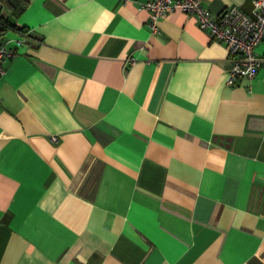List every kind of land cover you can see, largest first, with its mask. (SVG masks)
Returning a JSON list of instances; mask_svg holds the SVG:
<instances>
[{
	"label": "crops",
	"instance_id": "1",
	"mask_svg": "<svg viewBox=\"0 0 264 264\" xmlns=\"http://www.w3.org/2000/svg\"><path fill=\"white\" fill-rule=\"evenodd\" d=\"M144 1L28 0L0 35H26L0 77V264H264V67L228 84L225 42L181 9L153 32Z\"/></svg>",
	"mask_w": 264,
	"mask_h": 264
},
{
	"label": "built area",
	"instance_id": "2",
	"mask_svg": "<svg viewBox=\"0 0 264 264\" xmlns=\"http://www.w3.org/2000/svg\"><path fill=\"white\" fill-rule=\"evenodd\" d=\"M252 10L244 11L238 5H229L218 14L212 15L204 0H146L142 8L150 13L153 32L158 30V19L181 9L196 15L199 25L209 30L212 37L226 43L230 64L227 83L233 84L238 77L252 79L259 68L264 67V56L256 52L264 37V0H251ZM12 41V46L9 45ZM26 42V35L18 33L14 38L0 39V77L5 73V59L17 53ZM54 142L59 136L51 135Z\"/></svg>",
	"mask_w": 264,
	"mask_h": 264
},
{
	"label": "trees",
	"instance_id": "3",
	"mask_svg": "<svg viewBox=\"0 0 264 264\" xmlns=\"http://www.w3.org/2000/svg\"><path fill=\"white\" fill-rule=\"evenodd\" d=\"M28 0H0V35L12 28L22 30L16 26L13 19L27 7Z\"/></svg>",
	"mask_w": 264,
	"mask_h": 264
}]
</instances>
